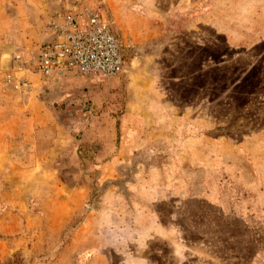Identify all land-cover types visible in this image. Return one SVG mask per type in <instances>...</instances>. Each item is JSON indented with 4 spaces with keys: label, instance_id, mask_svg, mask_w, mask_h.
I'll list each match as a JSON object with an SVG mask.
<instances>
[{
    "label": "rangeland",
    "instance_id": "1",
    "mask_svg": "<svg viewBox=\"0 0 264 264\" xmlns=\"http://www.w3.org/2000/svg\"><path fill=\"white\" fill-rule=\"evenodd\" d=\"M79 4L126 72L44 81ZM0 264H264V0H0Z\"/></svg>",
    "mask_w": 264,
    "mask_h": 264
},
{
    "label": "built area",
    "instance_id": "2",
    "mask_svg": "<svg viewBox=\"0 0 264 264\" xmlns=\"http://www.w3.org/2000/svg\"><path fill=\"white\" fill-rule=\"evenodd\" d=\"M114 25L106 10L82 4L67 8L51 23L49 39L39 47L36 72L44 81L70 72L85 77L121 76L127 60ZM16 88L28 91L31 85L18 80Z\"/></svg>",
    "mask_w": 264,
    "mask_h": 264
},
{
    "label": "crops",
    "instance_id": "3",
    "mask_svg": "<svg viewBox=\"0 0 264 264\" xmlns=\"http://www.w3.org/2000/svg\"><path fill=\"white\" fill-rule=\"evenodd\" d=\"M71 73H75V72L63 74L61 77L67 78ZM81 77H83V78H94V77H101V76H93V77L81 76ZM101 78H104V77H101ZM43 143L45 145L43 144V147L40 146V150L37 149V151L35 150L36 152L34 154L28 155V156H30L29 160L30 159H32V160L37 159V160H42V161L50 160V159L54 160L56 157L59 156V155H57L60 153L59 152V149H60L59 142H57L56 144L53 142L54 143L53 144L50 141L45 142V140H44ZM42 150H44V151H42ZM38 208L40 209L39 214L42 215L41 217L45 220V206L42 204V205H39Z\"/></svg>",
    "mask_w": 264,
    "mask_h": 264
}]
</instances>
